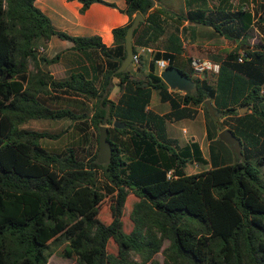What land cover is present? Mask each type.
Returning a JSON list of instances; mask_svg holds the SVG:
<instances>
[{"label": "trees", "instance_id": "trees-1", "mask_svg": "<svg viewBox=\"0 0 264 264\" xmlns=\"http://www.w3.org/2000/svg\"><path fill=\"white\" fill-rule=\"evenodd\" d=\"M68 1L80 2L81 13L94 3L117 7L105 0ZM156 1L126 0L121 11L129 22L113 30L115 43L107 47L99 36L57 30L35 0H0V264H48L50 244L57 240L68 243L64 255L78 257L79 264H159V253L163 264H264V171L259 168L264 164V2L252 8L249 0L215 5L186 0V9L176 12ZM137 13L144 20L134 31V50L154 49L143 79L129 68L117 72ZM190 25L210 27L236 44L225 58L215 59L217 72L193 75V60L183 57L182 37ZM255 28L263 39L251 46ZM53 36L84 55L100 53L106 66L100 64L93 77L78 71L56 79L40 64L55 62L60 54L42 57L37 45ZM159 59L191 78L194 87L171 89L158 71ZM113 78L122 90L118 101L109 98ZM153 91L170 104L169 112L148 108ZM62 95L84 97L92 107L78 112L74 106L81 101L53 105ZM208 100L217 119L205 105ZM245 107L249 111L242 114ZM197 108L205 113L211 159L197 141L181 146L168 134V123L194 119ZM67 118L81 133L93 127L98 144L100 128L108 127L109 163H99V148L84 157L74 147L53 152L40 144L66 130L21 128L31 120ZM226 128L240 140L241 157L220 140ZM217 150L230 158L227 164L220 165ZM189 162L210 168L187 174ZM130 194L138 201L127 232L122 217ZM110 241L116 252L109 250Z\"/></svg>", "mask_w": 264, "mask_h": 264}, {"label": "rangeland", "instance_id": "rangeland-1", "mask_svg": "<svg viewBox=\"0 0 264 264\" xmlns=\"http://www.w3.org/2000/svg\"><path fill=\"white\" fill-rule=\"evenodd\" d=\"M217 1L218 0H209V3L210 5H215ZM233 1L239 2L242 0ZM262 1L264 2V0H249L252 8H256L259 5V2ZM161 2L162 6H169L167 8L173 9L172 11L180 12L186 9L185 0H161ZM54 20L57 23V20L55 18ZM63 32L68 33L67 31ZM68 34L72 35L70 33ZM250 37L251 38L249 40V43L251 46L259 45L263 39L262 34L256 28L251 32ZM182 39L185 46V53L183 57L185 59L191 58L193 61H198L201 64L211 63L217 65L215 61L216 58H225L228 52L236 47V44L234 42L220 36L212 28L203 25H190L188 27V30L183 33ZM37 45L40 49V55H42V57H47V55L52 56L55 52H66L67 50H69L68 48L72 46V42L62 40L58 36H54L51 41L39 39L37 41ZM42 48H45V51ZM144 64L147 66L146 60ZM42 67L44 69H47L46 64H43ZM191 68L194 69V66L192 65ZM31 69H34V65H31ZM205 71L217 72L215 69L212 70L206 68L203 72L198 73L194 69L193 75L195 77H203ZM115 86L116 85H113V88H115ZM116 89L118 90V88ZM83 99L77 98V96L65 97L62 95L59 100H56L52 104L56 107H65L76 101L83 102ZM86 100L88 102V108L90 110V108L92 107L91 100ZM151 106L154 111L159 113L165 112L166 110L170 109L169 104H165L160 101L159 96L156 92H153ZM248 111L249 107H247V110L242 114H245ZM21 128L36 131H48L51 133H59L60 131L66 130V132L60 138H46L40 141V144L43 147L53 152H61L67 147H74L81 156L90 157L94 155L99 148V144L97 141L98 133L93 127H89L86 132L81 133L74 128L72 120L68 118L63 120H31L28 123L22 125ZM207 130L208 129L205 126L204 120L201 117L195 118L194 120L180 121L175 124L168 123V134L170 137L177 139L181 146L187 145L190 140L197 141L200 144L204 155L208 159H211L209 147L210 141L207 138ZM85 136L87 137L86 140ZM231 153L233 161H236L237 157L232 151ZM215 156L220 163L223 162L220 165L227 164V162H229L230 160L228 156L221 153L219 150L215 152ZM254 161L255 158H253V163L256 164ZM209 168L210 165L208 164L197 165L196 163L189 162L185 168V171L187 174H195L209 170ZM259 168L264 171V164L261 167L259 166ZM100 177H102V174H100ZM136 201H138V199L133 194H130L126 200L122 220L124 223V230L127 232L131 231V229L133 228V223L130 219V213ZM167 244L168 243H166L165 246ZM67 245L68 243L62 240L52 242L50 244L49 250L51 257L49 258L48 264H79L78 257H66L64 255ZM116 249L117 248L113 241H110L109 250L111 252H116ZM155 259L159 264H163V255L161 253L157 254Z\"/></svg>", "mask_w": 264, "mask_h": 264}, {"label": "crops", "instance_id": "crops-1", "mask_svg": "<svg viewBox=\"0 0 264 264\" xmlns=\"http://www.w3.org/2000/svg\"><path fill=\"white\" fill-rule=\"evenodd\" d=\"M105 1L115 3L117 7H111L103 3H94L84 13H81L80 9L82 7V4L78 1L35 0V5L50 18L52 24L57 30L67 31L68 33L75 36H82V37L99 36L101 38L102 43L105 44V46L112 47L115 43L113 30L115 28L127 25L129 22V17L121 11L126 7V0H105ZM156 6L157 7L162 6L161 0L156 1ZM163 7L167 8L169 6H163ZM54 18L57 20L58 24L55 22ZM53 37L48 41H51ZM72 46L69 47L68 48L69 50H67L66 52L65 51L55 52L52 56L47 55L48 59H52L57 54H60V58L57 61L48 64L46 69L50 71L51 74L56 79H66L72 73L78 71L84 72L86 74L88 73L90 74L91 77H93V75L97 73V67L100 64L106 66V61L100 55V53L92 52L90 53V55H84L82 53L72 50ZM42 49H44L45 51V48ZM143 58L144 60L142 63L132 64L129 67L130 72L138 79H143L148 74L149 64L152 59V56L147 54ZM145 60L147 61V66L144 64ZM40 65L43 66L42 63ZM113 85L116 86L115 88H112L109 98L114 101H118L119 97L121 96L122 90L119 85V80L117 78H113ZM116 88H118V90ZM152 97H153V93H152ZM78 98L83 99L84 97H78ZM83 102L85 104L82 105L78 104V106H74L78 112H81V109L88 108V102L85 98L83 99ZM151 103H152V98H151ZM165 104H169V103H165ZM148 108L153 110L151 104ZM170 110H171V106L169 110H166L165 112L162 113L159 112L157 113L165 114ZM196 110H197V114L195 118L201 117L204 120L205 126L207 127L204 110L202 108H197ZM194 119H183L180 121L194 120ZM175 123H169V124H175Z\"/></svg>", "mask_w": 264, "mask_h": 264}, {"label": "water", "instance_id": "water-1", "mask_svg": "<svg viewBox=\"0 0 264 264\" xmlns=\"http://www.w3.org/2000/svg\"><path fill=\"white\" fill-rule=\"evenodd\" d=\"M144 20V17L141 13H137L133 22L128 27L126 36H125V46H126V57L122 61L120 67L117 69V72L126 71L130 65L133 63L134 57V31L139 26V24ZM161 77L167 83V85L172 89H178L180 91H190L194 87V82L191 78L186 76L182 71L176 67H167L162 73ZM206 107L208 108L210 114L217 119L216 110L210 100L206 101ZM247 110L246 108L241 109V113H244ZM116 127H122L120 122L115 123ZM108 127L102 126L100 128L99 134V158L98 161L100 164H107L111 161L113 156V150L108 142ZM220 140L228 144L232 150L238 155L242 156V146L240 140L234 135L230 129H225L219 134Z\"/></svg>", "mask_w": 264, "mask_h": 264}, {"label": "built area", "instance_id": "built-area-1", "mask_svg": "<svg viewBox=\"0 0 264 264\" xmlns=\"http://www.w3.org/2000/svg\"><path fill=\"white\" fill-rule=\"evenodd\" d=\"M147 54L152 56L154 54V49L151 47L139 46L136 49V52L134 53L132 64H140L142 57H144ZM240 60L242 61L241 58ZM156 65L160 73H162L168 67V61L165 59H159L156 61ZM192 65L194 66L195 71H197L198 73L203 72L206 68L212 69V70L215 69L216 71H218L219 69V65L211 64V63L201 64L198 61H193ZM169 177H170V174H169Z\"/></svg>", "mask_w": 264, "mask_h": 264}]
</instances>
